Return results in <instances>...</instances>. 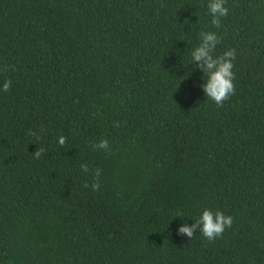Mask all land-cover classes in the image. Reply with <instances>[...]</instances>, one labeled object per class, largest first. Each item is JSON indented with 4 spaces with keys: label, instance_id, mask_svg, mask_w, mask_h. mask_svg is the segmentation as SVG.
<instances>
[{
    "label": "trees",
    "instance_id": "16d2710c",
    "mask_svg": "<svg viewBox=\"0 0 264 264\" xmlns=\"http://www.w3.org/2000/svg\"><path fill=\"white\" fill-rule=\"evenodd\" d=\"M209 2L0 0V264H264V0ZM201 32L235 49L222 107ZM205 209L231 228L178 232Z\"/></svg>",
    "mask_w": 264,
    "mask_h": 264
},
{
    "label": "clouds",
    "instance_id": "9594fccd",
    "mask_svg": "<svg viewBox=\"0 0 264 264\" xmlns=\"http://www.w3.org/2000/svg\"><path fill=\"white\" fill-rule=\"evenodd\" d=\"M225 0H210L207 5L208 12L212 17L211 23L219 27L220 18L228 15V9L224 6ZM220 43L219 37L213 32H201L200 43L191 52V60L200 62L197 67L202 69L207 76L206 83L203 85L205 96L212 100L217 107H222L223 103L227 101L230 96L235 93V85L233 83L234 67L232 61L235 59V49L226 51L223 55L213 57L216 45ZM11 81L8 80L3 85V91L7 92L10 89ZM119 127V124L116 125ZM29 135H35L31 131ZM66 138L59 137L58 143L64 146ZM94 148L108 149V141L102 140L99 144L93 146ZM45 151L44 148H39L34 153V158H40L41 154ZM84 172L88 171L86 165H81ZM100 170H95V177L98 178ZM83 187L87 188L88 184L85 183ZM93 191L99 189L98 179L92 184ZM233 224V217L226 216L222 211L213 213L210 209L203 210L200 217L195 223L189 227L186 223L178 229L180 234H186L190 239L193 237L196 229L199 227V233L209 242L221 237L226 228H231Z\"/></svg>",
    "mask_w": 264,
    "mask_h": 264
}]
</instances>
